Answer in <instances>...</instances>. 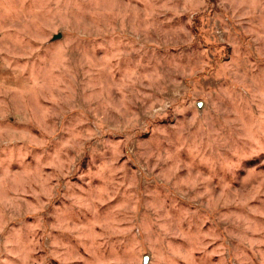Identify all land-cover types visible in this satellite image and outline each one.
Listing matches in <instances>:
<instances>
[{"label": "rangeland", "instance_id": "374dc122", "mask_svg": "<svg viewBox=\"0 0 264 264\" xmlns=\"http://www.w3.org/2000/svg\"><path fill=\"white\" fill-rule=\"evenodd\" d=\"M146 257L264 264V0H0V264Z\"/></svg>", "mask_w": 264, "mask_h": 264}, {"label": "water", "instance_id": "95a60500", "mask_svg": "<svg viewBox=\"0 0 264 264\" xmlns=\"http://www.w3.org/2000/svg\"><path fill=\"white\" fill-rule=\"evenodd\" d=\"M58 38H59V35L54 37V39H58ZM148 262H149V259H148V257H146L144 260V264H148Z\"/></svg>", "mask_w": 264, "mask_h": 264}]
</instances>
